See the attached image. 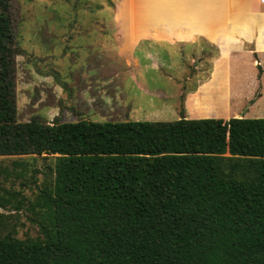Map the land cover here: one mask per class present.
<instances>
[{
	"label": "trees",
	"instance_id": "16d2710c",
	"mask_svg": "<svg viewBox=\"0 0 264 264\" xmlns=\"http://www.w3.org/2000/svg\"><path fill=\"white\" fill-rule=\"evenodd\" d=\"M10 8L0 0V156L58 157L43 238L0 237V264H264V118L20 122Z\"/></svg>",
	"mask_w": 264,
	"mask_h": 264
},
{
	"label": "rangeland",
	"instance_id": "374dc122",
	"mask_svg": "<svg viewBox=\"0 0 264 264\" xmlns=\"http://www.w3.org/2000/svg\"><path fill=\"white\" fill-rule=\"evenodd\" d=\"M252 1L261 12L237 0H10L18 120L264 118V6ZM210 81L216 107L204 115L196 98ZM57 157L0 156V237L43 238L37 203Z\"/></svg>",
	"mask_w": 264,
	"mask_h": 264
},
{
	"label": "crops",
	"instance_id": "0c3cea01",
	"mask_svg": "<svg viewBox=\"0 0 264 264\" xmlns=\"http://www.w3.org/2000/svg\"><path fill=\"white\" fill-rule=\"evenodd\" d=\"M237 1L239 2V5L241 6L240 8L243 9V11H245V12H250V11H258V12H261L259 10H254L253 9V1L252 0H237ZM209 2H213V3L215 2L217 4H220V3H222V0H209ZM229 2H231V0H229ZM233 3H235V2L233 1ZM249 4H251V5H249ZM256 4H257V8L259 7V5L260 6L261 5L264 6V1L263 0H257L256 1ZM31 69L32 68H30V70ZM31 71L33 72V70H31ZM28 73L30 75L29 76V79L36 80V78H34V76L32 75V73L31 74H30V72H28ZM37 78L40 79L39 81H41V83L43 81H47L49 83L53 79L51 76H46V75H42V74H39V77H37ZM26 82H30V80L29 81H26ZM52 85L54 86V90L56 92L58 91V89H61L60 85L58 83H56V82H54Z\"/></svg>",
	"mask_w": 264,
	"mask_h": 264
},
{
	"label": "built area",
	"instance_id": "2783aa9c",
	"mask_svg": "<svg viewBox=\"0 0 264 264\" xmlns=\"http://www.w3.org/2000/svg\"><path fill=\"white\" fill-rule=\"evenodd\" d=\"M264 1V0H263Z\"/></svg>",
	"mask_w": 264,
	"mask_h": 264
}]
</instances>
